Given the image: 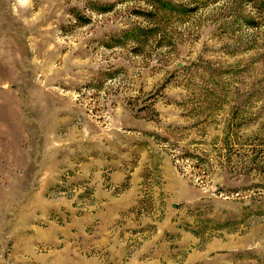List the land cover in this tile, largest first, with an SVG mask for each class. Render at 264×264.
<instances>
[{
	"label": "rangeland",
	"instance_id": "rangeland-1",
	"mask_svg": "<svg viewBox=\"0 0 264 264\" xmlns=\"http://www.w3.org/2000/svg\"><path fill=\"white\" fill-rule=\"evenodd\" d=\"M0 264H264V0H0Z\"/></svg>",
	"mask_w": 264,
	"mask_h": 264
},
{
	"label": "water",
	"instance_id": "water-1",
	"mask_svg": "<svg viewBox=\"0 0 264 264\" xmlns=\"http://www.w3.org/2000/svg\"><path fill=\"white\" fill-rule=\"evenodd\" d=\"M175 207H178V205H175Z\"/></svg>",
	"mask_w": 264,
	"mask_h": 264
},
{
	"label": "trees",
	"instance_id": "trees-1",
	"mask_svg": "<svg viewBox=\"0 0 264 264\" xmlns=\"http://www.w3.org/2000/svg\"><path fill=\"white\" fill-rule=\"evenodd\" d=\"M155 1H158V0H155Z\"/></svg>",
	"mask_w": 264,
	"mask_h": 264
}]
</instances>
